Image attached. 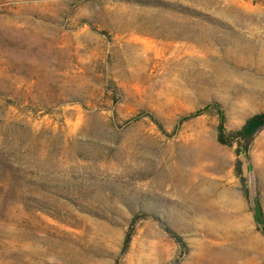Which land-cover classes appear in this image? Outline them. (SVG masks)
I'll list each match as a JSON object with an SVG mask.
<instances>
[{
	"label": "rangeland",
	"instance_id": "obj_1",
	"mask_svg": "<svg viewBox=\"0 0 264 264\" xmlns=\"http://www.w3.org/2000/svg\"><path fill=\"white\" fill-rule=\"evenodd\" d=\"M219 112H264V0H0V264H264Z\"/></svg>",
	"mask_w": 264,
	"mask_h": 264
},
{
	"label": "trees",
	"instance_id": "obj_2",
	"mask_svg": "<svg viewBox=\"0 0 264 264\" xmlns=\"http://www.w3.org/2000/svg\"><path fill=\"white\" fill-rule=\"evenodd\" d=\"M199 113L192 114L191 116H197ZM264 129V112L256 113L248 117L244 123L240 126L239 129L234 131H226L224 125V116L221 112L218 113V123L216 127V140L218 143L223 145H230L232 143H236V152L239 155L243 153L247 158V152L249 149V145L253 140L254 136L257 132ZM235 174L240 178V181L243 183V178L241 175V167L239 160L236 161L235 166ZM244 185V184H242ZM244 194H247L246 188H243ZM255 222L257 224V228L260 230L262 235L264 236V223L261 219L260 214L255 217ZM134 220L130 223V228L125 234V237L122 242V252H125L128 248L130 239L132 237ZM166 232L175 239L176 242L181 244V239L178 235L173 233L169 228H165Z\"/></svg>",
	"mask_w": 264,
	"mask_h": 264
}]
</instances>
